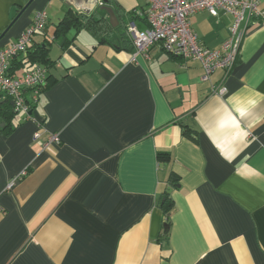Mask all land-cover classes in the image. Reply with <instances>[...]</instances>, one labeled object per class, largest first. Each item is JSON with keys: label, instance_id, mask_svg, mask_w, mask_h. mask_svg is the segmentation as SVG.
I'll use <instances>...</instances> for the list:
<instances>
[{"label": "crops", "instance_id": "1", "mask_svg": "<svg viewBox=\"0 0 264 264\" xmlns=\"http://www.w3.org/2000/svg\"><path fill=\"white\" fill-rule=\"evenodd\" d=\"M112 1L124 11L114 9L119 28L91 0H75L80 10L67 0H0V46L45 9L29 46L48 42L50 59L30 117L0 122V264H264V21L226 76L217 69L202 80L199 61L159 44L131 61L127 12L144 26L134 11L146 0ZM72 10L101 22L55 35ZM189 21L215 48L232 17L199 11ZM48 132L60 141L44 146Z\"/></svg>", "mask_w": 264, "mask_h": 264}, {"label": "built area", "instance_id": "2", "mask_svg": "<svg viewBox=\"0 0 264 264\" xmlns=\"http://www.w3.org/2000/svg\"><path fill=\"white\" fill-rule=\"evenodd\" d=\"M199 11H208L214 17L220 13L232 17L228 36L218 47L208 48L193 31L189 17ZM134 12L144 19L145 25L140 26L135 18L126 21L125 31L133 45L130 60L148 57L150 48L159 44L161 50L171 57L199 61L203 70L202 80H208L217 69H221L226 76L236 63L245 34L259 21H264V8L259 6V0H146L145 8ZM46 23V11L39 9L14 41L7 46H0V107L2 100L8 97L13 110L25 113L26 117H30V103L36 101L39 90L45 84L46 68L33 65L20 75H11L9 65L16 57L26 55L34 35L43 32ZM26 91L31 93L29 99L25 95ZM215 92L224 95L227 88L220 84ZM41 136L40 131H35L32 139L37 140ZM59 141L57 132H48L43 145ZM25 174L26 170H23L12 178L7 188Z\"/></svg>", "mask_w": 264, "mask_h": 264}, {"label": "trees", "instance_id": "3", "mask_svg": "<svg viewBox=\"0 0 264 264\" xmlns=\"http://www.w3.org/2000/svg\"><path fill=\"white\" fill-rule=\"evenodd\" d=\"M107 2L111 3L113 2L112 0H107ZM146 5V3H145ZM145 5L143 7H145ZM115 13V10L117 11V13L119 15H122L124 13L123 10L119 9L118 5H116L115 2L112 3V7H111ZM115 9V10H114ZM144 9V8H142ZM116 14V13H115ZM127 14L130 15V18L133 17V14L131 11H128ZM117 17V14H116ZM128 18V19H130ZM109 20H107L108 23ZM101 19L100 17L98 18H93V17H89L86 18L85 16L82 15V13H75V11H67L64 16L57 22V24L55 25V35H60V36H64V34L66 33V30L70 27V26H76L77 28L83 26V25H88L90 23H100ZM120 27V22L118 21V25L116 26L117 28ZM126 33V31H125ZM48 43V42H47ZM47 43H41V44H35L33 47L29 48L28 51L26 52V55L23 56L21 59H18L17 57L15 59H13L10 62L9 65V74L14 75L13 73V65H17L16 69L19 68L20 66H25L24 69L33 66V65H43L46 68V81L45 83H47L48 79V65L50 63V59L48 57V46ZM33 103H30V110L33 107ZM15 111L13 110V106L10 102V99L7 97L4 101H2L1 103V108H0V116L2 117V120L0 118V122H2L4 125H8L10 119L12 118V116L14 115ZM172 200L170 197V194L165 193L164 195V199L161 202V207L164 211L165 214H169L171 209H172Z\"/></svg>", "mask_w": 264, "mask_h": 264}, {"label": "water", "instance_id": "4", "mask_svg": "<svg viewBox=\"0 0 264 264\" xmlns=\"http://www.w3.org/2000/svg\"><path fill=\"white\" fill-rule=\"evenodd\" d=\"M92 1V4H90V8H93L97 3H99L98 2V0H91ZM102 3H107V0H103V1H101ZM67 3H69L70 5H72V6H74L77 10H80V6H77L76 4H75V0H67ZM99 4L100 6H99V9L100 10H103V11H105L107 14H108V20L111 22V20L113 19L117 24H118V19H117V17H116V15H115V13H114V11H113V9L110 7V6H108V5H105V4ZM29 4V2L23 7V9L27 6ZM93 10H88V11H85L87 14H89V13H91ZM30 114H31V112H30ZM3 125V123H1V126ZM172 189H173V186H169V187H167V189H166V193L167 194H170L171 193V191H172ZM164 199V198H163Z\"/></svg>", "mask_w": 264, "mask_h": 264}, {"label": "rangeland", "instance_id": "5", "mask_svg": "<svg viewBox=\"0 0 264 264\" xmlns=\"http://www.w3.org/2000/svg\"><path fill=\"white\" fill-rule=\"evenodd\" d=\"M139 2H141V4H143L145 2V0H139Z\"/></svg>", "mask_w": 264, "mask_h": 264}, {"label": "flooded vegetation", "instance_id": "6", "mask_svg": "<svg viewBox=\"0 0 264 264\" xmlns=\"http://www.w3.org/2000/svg\"><path fill=\"white\" fill-rule=\"evenodd\" d=\"M103 4V3H102Z\"/></svg>", "mask_w": 264, "mask_h": 264}]
</instances>
